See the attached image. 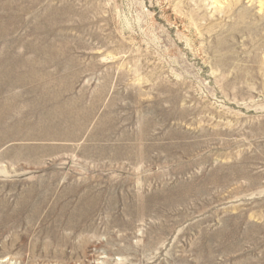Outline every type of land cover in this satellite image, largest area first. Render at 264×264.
<instances>
[{"label": "rangeland", "instance_id": "obj_1", "mask_svg": "<svg viewBox=\"0 0 264 264\" xmlns=\"http://www.w3.org/2000/svg\"><path fill=\"white\" fill-rule=\"evenodd\" d=\"M0 264H264V0H0Z\"/></svg>", "mask_w": 264, "mask_h": 264}, {"label": "bare ground", "instance_id": "obj_2", "mask_svg": "<svg viewBox=\"0 0 264 264\" xmlns=\"http://www.w3.org/2000/svg\"><path fill=\"white\" fill-rule=\"evenodd\" d=\"M152 104V103H151ZM177 104V103H176ZM175 104V105H176ZM150 105V104H149ZM130 107V106H129ZM150 107V106H149ZM163 115V114H162ZM183 115V114H182ZM173 118V117H172ZM166 120V119H165ZM144 121V120H143ZM167 121V120H166ZM229 133V132H228ZM133 153V152H132ZM238 216H239V214H237ZM247 215V214H246ZM242 216H243V214H242ZM251 222V221H250ZM248 225H249V223H247ZM245 226H246V224H245ZM246 229V228H245Z\"/></svg>", "mask_w": 264, "mask_h": 264}]
</instances>
